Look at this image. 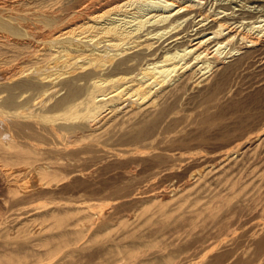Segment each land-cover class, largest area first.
<instances>
[{
  "label": "bare ground",
  "instance_id": "bare-ground-1",
  "mask_svg": "<svg viewBox=\"0 0 264 264\" xmlns=\"http://www.w3.org/2000/svg\"><path fill=\"white\" fill-rule=\"evenodd\" d=\"M152 1L0 0V264H264V0ZM233 75L251 127L158 151Z\"/></svg>",
  "mask_w": 264,
  "mask_h": 264
},
{
  "label": "rangeland",
  "instance_id": "rangeland-1",
  "mask_svg": "<svg viewBox=\"0 0 264 264\" xmlns=\"http://www.w3.org/2000/svg\"><path fill=\"white\" fill-rule=\"evenodd\" d=\"M150 4V2L142 3V6L143 8H146V6L148 8L149 5L150 8L153 3L151 6ZM133 7L130 6L128 8L132 9ZM250 83L251 78L249 76L239 77L233 75L217 99L206 100L203 98L207 83H204L205 85L202 84L201 87L192 89V93L188 92L189 95L184 94L177 98L176 103L172 106L171 115L166 119L160 129V134L164 131L168 132V139L161 143L158 137L155 141L154 145L157 146L158 151H178L180 147L183 151H205L213 153L214 148L218 144L239 135L243 129L251 127L250 123L253 120L250 115L257 106L253 102L255 93L250 91L248 87ZM230 85L232 87H230L231 90H226ZM206 114L212 120V123L204 124L201 122V118L206 116ZM179 141L185 144L181 146L178 143ZM101 177L102 181H106L105 175ZM111 182L118 186L122 184L121 178L118 176L111 179ZM80 190V193L90 194V189L88 188Z\"/></svg>",
  "mask_w": 264,
  "mask_h": 264
}]
</instances>
